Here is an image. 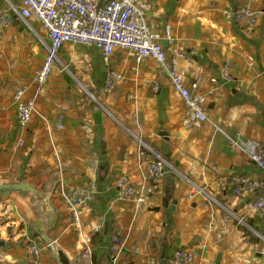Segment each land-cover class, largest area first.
<instances>
[{
  "label": "crops",
  "instance_id": "0c3cea01",
  "mask_svg": "<svg viewBox=\"0 0 264 264\" xmlns=\"http://www.w3.org/2000/svg\"><path fill=\"white\" fill-rule=\"evenodd\" d=\"M148 2L147 22L168 62L196 85L191 91L205 121L187 119L159 66L149 59L134 66L129 51H115L109 68L122 78L107 92L98 51L66 43L38 92L43 29L16 16L0 23V184L23 182L37 192L0 190V264H171L179 248L193 252L192 264H264L257 192H234L236 178L260 175L235 141L264 147V0ZM7 6L0 0V12ZM239 7L258 12L252 28L224 19ZM20 87L35 103L25 127L13 97ZM153 153L174 168L154 181L146 174ZM121 176L138 191L154 189L141 201L120 198ZM89 183L92 199L75 220L62 193ZM97 231L102 236L92 247ZM35 243L42 250L33 257Z\"/></svg>",
  "mask_w": 264,
  "mask_h": 264
},
{
  "label": "built area",
  "instance_id": "2783aa9c",
  "mask_svg": "<svg viewBox=\"0 0 264 264\" xmlns=\"http://www.w3.org/2000/svg\"><path fill=\"white\" fill-rule=\"evenodd\" d=\"M7 1V8L0 12V23L6 25L13 18L19 17L24 25L32 29V23H37L45 33L46 42L42 39L45 54L41 66L34 74L37 91L48 80L54 65L58 62V54L66 43L93 48L98 51L103 64L108 68L104 81V90L111 92L122 73L110 62L116 50L129 51L132 54L134 66L145 59L154 61L158 66V75H164L172 89L182 100L187 119L205 121L206 112L202 104L192 95L195 84L188 83L175 61L167 60L166 51L161 44L160 36L155 33L147 22V14L151 10L148 0H17ZM258 12L249 7H239L224 11V19L235 22L246 28H252L257 21ZM168 34V31H166ZM158 85H155V89ZM25 88L20 87L14 92L17 121L20 127H25L31 120L35 109L34 98H23ZM64 116L58 114L56 126L62 128ZM235 144L247 155L249 161L259 170V177L253 179L236 178L234 192L261 190L253 203L254 209L264 212V147L256 140L237 138ZM150 151L149 148L145 147ZM145 149V150H146ZM151 152V151H150ZM153 159L146 164L147 179L154 181L165 172L174 170L173 166L155 153ZM117 196L120 198L141 201L154 185L146 190L138 191L124 176L116 180ZM94 184L74 188L70 193H62L63 201L70 209L75 220L78 210L91 201ZM114 249L118 250L120 238L117 234L111 237ZM42 247L32 244L30 254L36 257ZM89 249L85 253H89ZM194 254L189 249L174 251L171 264H192ZM153 264V262H150Z\"/></svg>",
  "mask_w": 264,
  "mask_h": 264
},
{
  "label": "water",
  "instance_id": "95a60500",
  "mask_svg": "<svg viewBox=\"0 0 264 264\" xmlns=\"http://www.w3.org/2000/svg\"><path fill=\"white\" fill-rule=\"evenodd\" d=\"M261 124L264 125V121ZM161 134L165 135L164 132H162ZM100 160H102V158H100ZM0 190H14V191H20V192L37 193L35 188L23 182L12 183V184H0Z\"/></svg>",
  "mask_w": 264,
  "mask_h": 264
},
{
  "label": "trees",
  "instance_id": "16d2710c",
  "mask_svg": "<svg viewBox=\"0 0 264 264\" xmlns=\"http://www.w3.org/2000/svg\"><path fill=\"white\" fill-rule=\"evenodd\" d=\"M255 191L257 192L256 193V198H257L260 195L261 190H255ZM101 236H102V233L100 231L99 232L98 231L97 232H94L93 235L90 238V245L92 247H94L100 241ZM154 248H155V245L152 244L151 245V249L153 250ZM179 249H184V248H179ZM158 257H160V259H161V258L164 257V254L161 253V251H159V256ZM94 264H95V261H94Z\"/></svg>",
  "mask_w": 264,
  "mask_h": 264
},
{
  "label": "rangeland",
  "instance_id": "374dc122",
  "mask_svg": "<svg viewBox=\"0 0 264 264\" xmlns=\"http://www.w3.org/2000/svg\"><path fill=\"white\" fill-rule=\"evenodd\" d=\"M69 68H70V69H69ZM69 68H68V69H69V71H70L71 73H73V71H74V70H72V69H71L72 67H69Z\"/></svg>",
  "mask_w": 264,
  "mask_h": 264
}]
</instances>
